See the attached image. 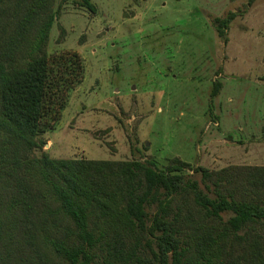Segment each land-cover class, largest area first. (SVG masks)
I'll return each instance as SVG.
<instances>
[{
	"label": "rangeland",
	"instance_id": "rangeland-1",
	"mask_svg": "<svg viewBox=\"0 0 264 264\" xmlns=\"http://www.w3.org/2000/svg\"><path fill=\"white\" fill-rule=\"evenodd\" d=\"M91 2L95 13L82 0L55 1L60 13L45 49L49 95L28 166L48 157L153 162L164 170L179 159L189 164L186 180L197 181L212 198L218 190L229 192L227 185L204 183L197 168H264V0ZM230 13L237 16L225 43L215 19ZM31 171L26 175L33 187ZM32 191L42 205L51 198L45 187ZM239 191L246 194L248 184ZM0 194L1 207L20 206L13 203L22 201L15 184L1 181ZM175 200L172 210L182 209L183 221L206 231L214 225L223 233L232 216L207 219L189 193ZM129 241L115 242L117 251H127ZM95 253L94 264L114 262L105 245ZM54 255L51 263L63 264ZM143 258L152 264L149 252Z\"/></svg>",
	"mask_w": 264,
	"mask_h": 264
},
{
	"label": "trees",
	"instance_id": "trees-1",
	"mask_svg": "<svg viewBox=\"0 0 264 264\" xmlns=\"http://www.w3.org/2000/svg\"><path fill=\"white\" fill-rule=\"evenodd\" d=\"M55 1L0 0V182L15 184L22 196L13 202L20 206H0V264H53L51 253L63 264H94L97 247L104 245L114 260L107 264H149L143 258L148 252L152 264H264V168H197L204 183L227 185L229 192L218 190L212 198L197 181L186 180L189 164L179 159L164 170L153 162L48 157L28 166L49 95L45 49L60 13ZM82 5L95 13L91 0ZM236 16L215 19L225 43ZM31 169L33 187L26 175ZM245 183L246 194L239 191ZM38 186L51 196L44 195L45 207L32 191ZM182 192L193 196L196 211L207 219L222 222V215L232 214L223 233L183 221V210H172ZM122 238L130 240L129 250L118 252L115 242L125 245Z\"/></svg>",
	"mask_w": 264,
	"mask_h": 264
}]
</instances>
